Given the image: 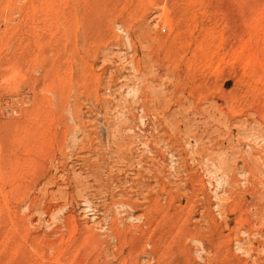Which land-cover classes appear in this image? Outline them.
<instances>
[{
    "label": "rangeland",
    "instance_id": "rangeland-1",
    "mask_svg": "<svg viewBox=\"0 0 264 264\" xmlns=\"http://www.w3.org/2000/svg\"><path fill=\"white\" fill-rule=\"evenodd\" d=\"M0 264H264V0H0Z\"/></svg>",
    "mask_w": 264,
    "mask_h": 264
},
{
    "label": "bare ground",
    "instance_id": "bare-ground-1",
    "mask_svg": "<svg viewBox=\"0 0 264 264\" xmlns=\"http://www.w3.org/2000/svg\"><path fill=\"white\" fill-rule=\"evenodd\" d=\"M80 183H81V182H80ZM83 185H84V184H83ZM77 187H78V186H77ZM79 187H80V186H79ZM85 187H86V185H85ZM93 187H94V186H93ZM87 189H88V188H87ZM87 189H86V190H87Z\"/></svg>",
    "mask_w": 264,
    "mask_h": 264
}]
</instances>
